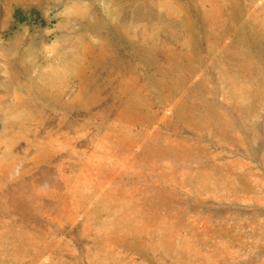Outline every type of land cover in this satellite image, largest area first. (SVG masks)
<instances>
[{
  "label": "rangeland",
  "instance_id": "obj_1",
  "mask_svg": "<svg viewBox=\"0 0 264 264\" xmlns=\"http://www.w3.org/2000/svg\"><path fill=\"white\" fill-rule=\"evenodd\" d=\"M0 264H264V0H0Z\"/></svg>",
  "mask_w": 264,
  "mask_h": 264
}]
</instances>
